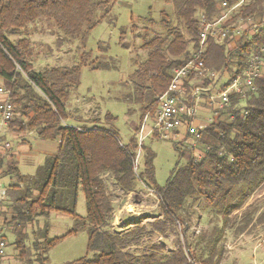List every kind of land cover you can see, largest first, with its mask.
<instances>
[{
    "label": "trees",
    "instance_id": "obj_1",
    "mask_svg": "<svg viewBox=\"0 0 264 264\" xmlns=\"http://www.w3.org/2000/svg\"><path fill=\"white\" fill-rule=\"evenodd\" d=\"M111 1L0 0V82L11 90L16 106L11 128L19 133L34 132L41 141L59 142L55 155L46 159L36 178H23L36 179L41 188L39 200L30 203L29 209L43 201L49 188L69 191L73 200L81 190L85 217L77 216L61 200L43 206L49 212L73 218L70 234L85 231L88 235L87 251L93 258L68 264H221L231 215L241 210L264 185V75L256 80L253 94L245 99L231 94L229 106L207 124L201 143L203 149L209 147L210 150L204 153L201 161L196 162L191 152L181 151L174 144L179 159L186 163L176 166L165 186L158 187L154 180V154L150 150L145 151L143 172L134 171L139 149L136 138L123 146L113 129L96 125L91 129L67 126L66 103L70 92L79 86L88 53L77 66L36 72L30 61L29 39L11 42L7 38L39 20L53 23L66 39L77 38L99 23L95 20L97 12L108 14ZM165 2L172 4L190 39L177 29H169L164 37L154 36L143 41L142 49L148 54L131 75L132 94L126 97L128 103L140 105L142 120L145 116L153 119L159 97L170 83L171 72L184 66L190 51L197 48L198 15L202 13L210 21L220 16L219 0ZM227 2L232 6L236 0ZM263 2L250 1L237 11V16L231 15V22L251 20L247 23L249 30L241 32L237 39L208 42L204 57L209 70L232 73L237 69V73H241L251 53L264 48ZM226 87L221 85L218 92ZM113 120L110 115L105 117L106 122ZM107 177L113 181V190L107 185ZM138 183L159 196L162 219L144 225L139 222L121 233L108 230L117 209L115 199L133 193ZM53 197L54 194L49 196L51 200ZM188 200H202L221 218V225L201 232L196 239L188 238ZM30 220L27 216L22 221ZM259 225H264V205H251L243 211L235 232L241 234L250 226ZM176 228H179V239L173 251L166 253L161 245L155 244L145 247L153 235L164 236ZM15 230L18 233L15 249L22 262L46 264L47 253L59 239L44 240L39 258L26 260L23 244L26 236L22 233V225Z\"/></svg>",
    "mask_w": 264,
    "mask_h": 264
},
{
    "label": "rangeland",
    "instance_id": "obj_2",
    "mask_svg": "<svg viewBox=\"0 0 264 264\" xmlns=\"http://www.w3.org/2000/svg\"><path fill=\"white\" fill-rule=\"evenodd\" d=\"M109 6L108 14L97 12L95 20L99 23L90 32L77 38L66 39L53 23L45 20H39L29 25L23 32L9 35L7 38L11 42L22 38L29 39L32 47L30 61L36 72L77 66L81 63L84 54L88 53V63L81 69L79 86L70 92V98L66 103V111L71 117L66 124L71 127L76 123L88 129L95 125L102 129H113L120 144L125 146L132 138L137 139L143 121L140 105L126 101V97L132 94L129 79L138 66L146 60L148 54L142 49L143 41L154 36L164 37L169 29H177L187 40L190 38L183 23L175 15L172 4L166 3L165 0H112ZM262 10L264 11V2ZM221 12L222 10L220 14ZM229 24L240 28L241 32L249 30L247 23L241 20L236 19ZM105 65L108 67H103ZM94 67L98 69H93ZM228 76H231V73H228ZM221 82L225 83L226 80L223 79ZM199 104L197 120L207 126L206 122L211 119V112L205 108V101H200ZM107 115L114 120L106 122ZM151 126L152 121L149 120L145 125L146 131ZM19 136L26 142L21 145V139L12 140L13 150L16 153L22 148L17 155V168L21 174L31 175L44 164L46 155L52 152L55 143L37 139L34 132ZM146 150L154 154V180L158 187L165 186L176 166H183L186 163L184 159H179L172 140L149 135L144 138L137 152V174L143 172ZM106 180L109 189L113 190L111 177H107ZM137 195L141 196L119 197L117 204L121 211L113 214L108 230L121 233L139 222L144 225L162 219L159 196L155 198L149 196L148 189L140 183L137 184ZM251 205H264V185L241 210L231 215L230 225L226 229L225 251L221 264H252L256 242L264 238V225L250 226L241 234L235 232L243 211ZM186 211L189 216L187 236L192 240L201 232L210 231L214 226L221 225V218L202 200L196 202L188 200ZM76 213L82 217L86 215L82 192L79 194ZM73 226V218L66 214L53 212L48 216L39 217L33 223L35 233L32 234L27 230L28 236L23 243L26 253L29 255L34 251L33 259H37L41 252L34 250L35 243L37 249H40L44 240L59 239L47 253L46 264H68L82 258L92 259L93 254L87 251V233L84 231L70 234ZM178 236L179 228L167 231L164 236L155 234L145 247L153 244L161 245L168 253L176 248ZM7 240L11 245L10 251L15 256L18 255L16 249L12 251L16 238L9 235ZM255 254L258 259L264 258L263 249L257 250ZM14 262L25 264L17 260Z\"/></svg>",
    "mask_w": 264,
    "mask_h": 264
},
{
    "label": "built area",
    "instance_id": "obj_3",
    "mask_svg": "<svg viewBox=\"0 0 264 264\" xmlns=\"http://www.w3.org/2000/svg\"><path fill=\"white\" fill-rule=\"evenodd\" d=\"M222 10L215 20H208L200 13L198 20L197 48L190 51L188 62L174 69L170 75V83L165 93L159 97L158 107L153 119L145 116L137 133V143L140 147L145 137L157 135L167 138L176 144L177 149L189 151L196 162L203 159L209 147L202 148V135L206 125L197 120V111L200 101H205L206 109L211 112L212 122L219 111L229 106L230 95L236 94L242 99L256 91L255 82L264 75V48L254 50L241 73L234 69L231 76L226 71L214 72L205 65V51L209 41L222 43L224 40L241 35V29L229 24L231 15L237 16V11L253 0H236L229 6L227 0H219ZM242 21V20H241ZM246 23L251 20L247 19ZM226 80L225 83L221 80ZM209 83V84H208ZM221 85L226 89L218 92ZM16 116V106L12 102V93L0 82V165L12 149V143L7 138L10 126ZM151 120L152 126L147 128L146 123ZM137 158V157H136ZM134 171H137L135 161ZM149 196L156 197L154 191L149 190ZM6 198V187L0 179V207ZM263 249L264 238L256 242L253 251L252 264H264V258H256V251ZM7 242L0 233V262L6 254Z\"/></svg>",
    "mask_w": 264,
    "mask_h": 264
},
{
    "label": "crops",
    "instance_id": "obj_4",
    "mask_svg": "<svg viewBox=\"0 0 264 264\" xmlns=\"http://www.w3.org/2000/svg\"><path fill=\"white\" fill-rule=\"evenodd\" d=\"M69 118L71 117L69 116L68 119ZM71 127L78 129L85 128V126L77 125L76 123ZM25 133H32V132L19 133L17 132V130L11 128L10 126V130L7 134V138L12 143V149L8 154V156L4 159V161L0 165V179L4 184V186L6 187V198L0 207V233L7 242L6 254L1 260L0 264H15L14 260H17L20 263H22V260L19 258V256L18 255L15 256L14 253L10 251L11 245L8 243L7 236L12 235L14 236V239L16 238L17 240L18 233H16L17 231L15 229L16 226L18 227V225H22L24 229L22 233L26 237L28 236L27 230L31 231V233L34 234L35 232L33 229L34 228L33 223L36 221V219L42 216H48L50 213H53L51 211L49 212V209L47 208L45 209L43 207L44 205H49L50 203H55L58 200L59 201L61 200L63 203H65L68 209H73L77 216L82 217L76 213V208L78 207V198L81 190L77 192L76 198L75 200H73V196L69 191L49 188L46 191V197L43 199V201L39 205L36 204L31 209H29L30 203L39 200V197L41 195V188L40 185L36 184V179L23 180V178L26 177L36 178L40 169L44 167L46 159L48 157L55 155L59 142L58 141L54 142L55 146L52 148L53 149L52 152H49L46 155L44 164L40 166L35 173L31 175L28 174L23 175L18 171L17 168L18 166L17 155L18 153H20L22 148H19V150H17L18 152L16 153V151L13 150L12 140L21 139L20 140L21 145H24L26 141L22 139L23 137L19 138L20 137L19 135ZM52 194H54V197L51 200L49 196H51ZM129 195L130 196L134 195L137 197L141 196V195H137V187L135 191L133 193H130ZM117 202H118L117 199H115L116 204ZM43 210L45 212H43ZM117 211L119 213L121 211V210L119 211V204H117V209L115 212ZM27 216L28 217L30 216L31 220L27 222H23L25 217ZM13 245L14 247L12 251L15 250V243ZM33 248L34 250H39L36 247V243L34 244ZM33 252H30L29 255L27 254L26 258L29 260H35L33 259L34 256Z\"/></svg>",
    "mask_w": 264,
    "mask_h": 264
}]
</instances>
